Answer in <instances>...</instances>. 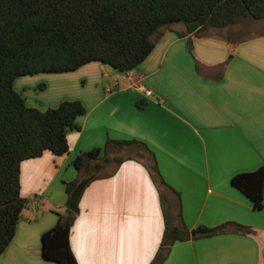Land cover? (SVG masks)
Here are the masks:
<instances>
[{"label":"crops","instance_id":"crops-1","mask_svg":"<svg viewBox=\"0 0 264 264\" xmlns=\"http://www.w3.org/2000/svg\"><path fill=\"white\" fill-rule=\"evenodd\" d=\"M231 28L180 37L185 26L173 24L130 72L91 62L51 77L66 85L78 75L83 86L42 110L77 100L86 112L80 130L68 132L69 153L22 163L21 195L31 206L0 264H56L43 259L42 236L66 210L67 184L87 178L70 234L78 264H151L165 214L190 232L216 233L177 242L162 264H264V201L254 209L232 182L264 166V33ZM108 141L98 173L77 171L76 156ZM125 141L149 151L115 144Z\"/></svg>","mask_w":264,"mask_h":264},{"label":"trees","instance_id":"trees-1","mask_svg":"<svg viewBox=\"0 0 264 264\" xmlns=\"http://www.w3.org/2000/svg\"><path fill=\"white\" fill-rule=\"evenodd\" d=\"M246 18L264 21V0H0V255L31 206L21 195L22 163L46 151L69 153L68 132L80 130L77 120L86 112L77 100L45 110L29 106L15 89L17 79L75 72L91 62L127 73L147 59L164 29L173 24L185 26L186 33H179L183 37L207 28H229ZM111 142L76 156L77 171L87 177L98 173ZM133 143L148 150L137 141L115 144ZM152 171L160 178L155 162ZM232 182L254 209L263 208L264 166L238 174ZM76 186V181L67 184V194ZM55 213L58 222L42 236V257L56 264H78L70 247L78 210ZM172 222V215L165 214L161 246L151 264H162L169 249L192 234L205 238L216 233L204 226L190 232L183 223Z\"/></svg>","mask_w":264,"mask_h":264},{"label":"rangeland","instance_id":"rangeland-1","mask_svg":"<svg viewBox=\"0 0 264 264\" xmlns=\"http://www.w3.org/2000/svg\"><path fill=\"white\" fill-rule=\"evenodd\" d=\"M232 27V28H231ZM231 29H238L234 36H251L264 33V21H256L246 18L237 25L230 26ZM222 32V31H221ZM51 77L54 74H38L34 76L21 77L16 81L15 87L26 98L28 104L35 105L37 108H46L53 105L61 96L69 95V91L79 89L83 83L79 82L77 76H71L72 80L66 85H57ZM42 84L45 88H42ZM68 88V89H67ZM83 90V89H82ZM81 91V90H79ZM134 156V154H132ZM103 164V162L100 161ZM74 165V164H73ZM69 171L67 172L68 175Z\"/></svg>","mask_w":264,"mask_h":264},{"label":"water","instance_id":"water-1","mask_svg":"<svg viewBox=\"0 0 264 264\" xmlns=\"http://www.w3.org/2000/svg\"><path fill=\"white\" fill-rule=\"evenodd\" d=\"M89 182H90V179L87 178V179L82 180L79 184H77V186L74 188V190L70 194V197L66 204L67 210L74 212V213L77 212L79 201Z\"/></svg>","mask_w":264,"mask_h":264}]
</instances>
